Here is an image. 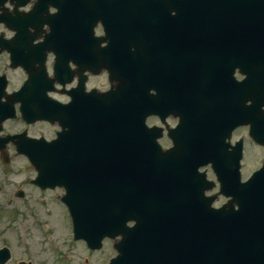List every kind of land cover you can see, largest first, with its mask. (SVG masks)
I'll list each match as a JSON object with an SVG mask.
<instances>
[{"label": "flooded vegetation", "instance_id": "obj_1", "mask_svg": "<svg viewBox=\"0 0 264 264\" xmlns=\"http://www.w3.org/2000/svg\"><path fill=\"white\" fill-rule=\"evenodd\" d=\"M225 1L233 4L231 12ZM225 1L0 0V201L15 205L29 200L24 178L18 184L13 180L18 171L12 163L26 158L22 149L30 143L56 139L63 120L72 142L76 139L84 149L118 147L125 141L121 114L133 117L140 108L147 112L146 126L137 128L132 121L136 129L130 139L151 146L152 153L140 155L154 161L146 163L149 172L167 173L171 207H161L158 220L171 227L173 239L180 234L177 167L188 180L182 183H191L189 164L174 160L182 155L175 151L176 142L211 125L217 145L223 137L225 156L218 166L224 163L232 175L237 147L243 146L241 179L254 175L264 163V0ZM177 3L184 10L180 22ZM81 20L92 28L80 30ZM53 25H60L59 32L51 31ZM185 94L194 115H186ZM254 101L258 105L251 111ZM186 120L196 132L187 133ZM239 121L243 124L235 127ZM108 127L110 132L103 135L99 128ZM254 128L261 143L253 137ZM114 160L106 155L89 162ZM94 170L103 176L106 167L92 166V177ZM197 170L193 183L198 187L207 185L200 179L204 172L217 183V189L205 190L208 200L219 192L221 181L211 165ZM155 179L162 181L157 176L153 183ZM28 183L41 193L57 190L54 195L61 200L66 193L60 186L39 188L33 178ZM226 201L222 195L213 203L219 208ZM108 242L114 254L102 264L117 255L114 241ZM178 244L174 241L175 264L181 262Z\"/></svg>", "mask_w": 264, "mask_h": 264}, {"label": "water", "instance_id": "obj_2", "mask_svg": "<svg viewBox=\"0 0 264 264\" xmlns=\"http://www.w3.org/2000/svg\"><path fill=\"white\" fill-rule=\"evenodd\" d=\"M87 28V24L81 22L80 29ZM144 119L142 114L138 125L143 124ZM67 133H62L58 143L47 145L42 152H37L39 146L28 155L40 171L42 186L54 187L59 182L69 188L65 202L75 223V238L85 239L96 249L102 246L103 237L121 234L123 238L117 246L120 255L110 264H163L161 238L155 224L149 220L154 218L153 212L147 209V205L152 206L155 194L142 189V179L139 180L141 167L135 155L141 154L140 150L132 143H124L121 149L125 156V174L120 176L115 169L106 176L107 184L96 178L92 189L87 163L89 152L82 147L72 148ZM125 133L123 131L121 137L128 139ZM92 151L93 159L104 153L102 147ZM110 155L117 154L112 151ZM209 155L213 153L205 152L201 156ZM227 188L226 194L234 195L240 203L239 210L234 213L212 211L201 225L194 219L190 223L193 233L188 237L181 235L185 241L183 254L193 260L182 264H264V168L255 175V182L234 183ZM145 209L148 213L144 214ZM129 220H136L135 225L128 227ZM10 257L8 249L0 251L1 263Z\"/></svg>", "mask_w": 264, "mask_h": 264}, {"label": "rangeland", "instance_id": "obj_3", "mask_svg": "<svg viewBox=\"0 0 264 264\" xmlns=\"http://www.w3.org/2000/svg\"><path fill=\"white\" fill-rule=\"evenodd\" d=\"M252 150L248 157L254 160ZM14 181L22 178L29 187L30 197L26 203L5 205L0 201V248L9 246L13 258L7 264H102L113 256V244L108 242L102 253H91L83 242L74 239L73 220L61 198L54 195L57 190L41 193L29 179L34 178L35 169L26 158L17 157L12 163Z\"/></svg>", "mask_w": 264, "mask_h": 264}]
</instances>
